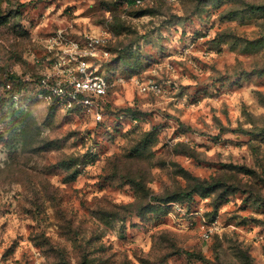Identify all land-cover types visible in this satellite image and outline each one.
Wrapping results in <instances>:
<instances>
[{
  "label": "rangeland",
  "instance_id": "374dc122",
  "mask_svg": "<svg viewBox=\"0 0 264 264\" xmlns=\"http://www.w3.org/2000/svg\"><path fill=\"white\" fill-rule=\"evenodd\" d=\"M59 31L112 36L101 120L38 96ZM0 264H264V0H0Z\"/></svg>",
  "mask_w": 264,
  "mask_h": 264
},
{
  "label": "built area",
  "instance_id": "2783aa9c",
  "mask_svg": "<svg viewBox=\"0 0 264 264\" xmlns=\"http://www.w3.org/2000/svg\"><path fill=\"white\" fill-rule=\"evenodd\" d=\"M111 42L112 36L108 32L86 34L75 40L68 39L59 31L51 43V47L59 45V50L49 59L50 71L36 83L38 96L64 111L82 110L101 120V97L112 87L111 79L103 70V63L110 56L107 45ZM11 86V81L4 85L6 89ZM139 88L142 92L162 91V86L155 81L140 83ZM24 92L25 89L15 92L13 100L21 101ZM212 232L213 227L210 226L204 230L203 236L207 239Z\"/></svg>",
  "mask_w": 264,
  "mask_h": 264
},
{
  "label": "trees",
  "instance_id": "16d2710c",
  "mask_svg": "<svg viewBox=\"0 0 264 264\" xmlns=\"http://www.w3.org/2000/svg\"><path fill=\"white\" fill-rule=\"evenodd\" d=\"M111 45L112 44H108L107 45V48L109 49L110 51V56L105 60V62L103 63V70L106 74V76L110 79L111 76L109 74V72L107 71L108 70V67L109 65L111 64L112 62V51H111ZM40 80V79H39ZM38 80V82H39ZM12 82V86L10 89H5V91L8 92V95H9V99L12 101L13 104H15V101L13 100V97L12 95L15 93V92H21L25 89L24 85L23 86H20L22 84L21 81H11ZM6 84V83H5ZM4 84V85H5ZM112 90H113V87L110 88V90L108 91V93L104 96L101 97V101H102V113H103V116L105 115V109L107 110V108H109L110 104H111V100H110V97H111V94H112ZM21 102V101H20ZM51 106H57L55 103H51ZM75 111H78V110H75ZM103 118V117H102Z\"/></svg>",
  "mask_w": 264,
  "mask_h": 264
}]
</instances>
